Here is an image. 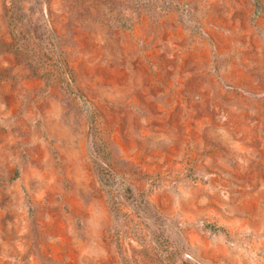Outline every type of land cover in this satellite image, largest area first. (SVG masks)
Returning a JSON list of instances; mask_svg holds the SVG:
<instances>
[{"label":"rangeland","instance_id":"374dc122","mask_svg":"<svg viewBox=\"0 0 264 264\" xmlns=\"http://www.w3.org/2000/svg\"><path fill=\"white\" fill-rule=\"evenodd\" d=\"M0 264H264V0H0Z\"/></svg>","mask_w":264,"mask_h":264}]
</instances>
